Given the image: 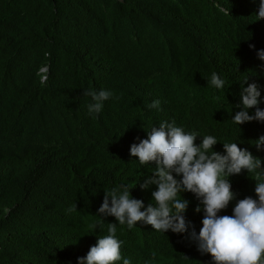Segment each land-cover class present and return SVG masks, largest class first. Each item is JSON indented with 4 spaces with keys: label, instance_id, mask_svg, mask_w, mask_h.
I'll return each mask as SVG.
<instances>
[{
    "label": "trees",
    "instance_id": "16d2710c",
    "mask_svg": "<svg viewBox=\"0 0 264 264\" xmlns=\"http://www.w3.org/2000/svg\"><path fill=\"white\" fill-rule=\"evenodd\" d=\"M258 8L259 0H0V264H77L108 223L122 241L117 264H212L190 239L203 219L192 193H181L182 234L139 222L129 229L98 210L104 192L122 184L145 208L152 202L156 186H140L155 164L129 150L162 122L196 133L197 146L211 135L213 151L237 143L264 162L254 142L264 122L232 119L248 84L264 110ZM88 90L112 93L98 114H89ZM229 180L235 199L218 215L257 198L254 174Z\"/></svg>",
    "mask_w": 264,
    "mask_h": 264
},
{
    "label": "clouds",
    "instance_id": "9594fccd",
    "mask_svg": "<svg viewBox=\"0 0 264 264\" xmlns=\"http://www.w3.org/2000/svg\"><path fill=\"white\" fill-rule=\"evenodd\" d=\"M258 17L264 19V0H259ZM257 56L264 61V51L258 52ZM46 71L47 68L40 69L41 73ZM46 79V75L42 77L43 81ZM210 83L216 89H222L225 84L215 73ZM85 95L94 102L88 106L89 114H98L112 93L88 90ZM259 97L255 83L242 87L241 105L236 106L242 110L232 118L235 124L264 122V110L258 107ZM149 107L158 108L159 101H153ZM252 108L256 111L249 115L248 110ZM196 139V133H187L174 123L162 122L158 128L153 127L147 133V139L134 143L129 150L130 156L141 165L155 164L152 177L140 186L141 189L156 186L151 193L152 202L145 208L143 201L130 196L128 185L122 184L104 192L98 215L112 216L129 229L139 222L157 232L171 230L182 234L188 228L184 219L188 201L181 198V193L189 192L199 202L195 211H203L199 234L195 230L190 233V239L196 242L201 254L210 255L212 264H264V162L238 147L237 143L222 144L224 154H220L213 151V146L218 143L214 136H204L199 146ZM254 142L258 150L264 148V136ZM242 171L254 174L257 198L240 199L232 215H218L235 199L229 177ZM175 176L182 178L177 180ZM74 210L75 205L68 209L69 212ZM89 227L94 230L96 225ZM107 231L108 235L97 239L86 257L78 258L77 264H117L121 261L122 241L116 238L117 223H108ZM151 255L153 259L156 257L155 252ZM123 264H131V261L123 258Z\"/></svg>",
    "mask_w": 264,
    "mask_h": 264
}]
</instances>
